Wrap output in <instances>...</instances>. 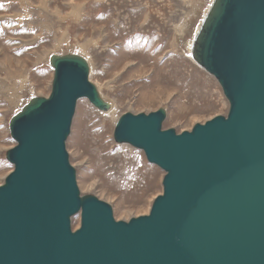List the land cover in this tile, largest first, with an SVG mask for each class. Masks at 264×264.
I'll return each mask as SVG.
<instances>
[{"label":"water","instance_id":"obj_1","mask_svg":"<svg viewBox=\"0 0 264 264\" xmlns=\"http://www.w3.org/2000/svg\"><path fill=\"white\" fill-rule=\"evenodd\" d=\"M193 56L220 82L229 113L180 133L163 128L166 108L119 118L115 140L166 172L150 213L126 221L81 193L67 150L79 99L111 103L86 57L51 55L50 95L10 120L0 264H264V0H215Z\"/></svg>","mask_w":264,"mask_h":264},{"label":"rangeland","instance_id":"obj_2","mask_svg":"<svg viewBox=\"0 0 264 264\" xmlns=\"http://www.w3.org/2000/svg\"><path fill=\"white\" fill-rule=\"evenodd\" d=\"M214 3L0 0V184L14 170L6 157L17 144L11 118L32 98L50 95L52 54H80L111 103L106 111L87 98L77 103L67 150L80 191L108 202L117 220L149 214L166 172L144 150L118 143L115 126L124 113L166 108L163 128L180 133L229 113L220 82L192 54ZM80 225L79 213L72 226Z\"/></svg>","mask_w":264,"mask_h":264},{"label":"bare ground","instance_id":"obj_3","mask_svg":"<svg viewBox=\"0 0 264 264\" xmlns=\"http://www.w3.org/2000/svg\"><path fill=\"white\" fill-rule=\"evenodd\" d=\"M145 18V17H144ZM191 48H192V46H191ZM191 50V49H190ZM193 54V53H192ZM110 88V87H109ZM80 100V99H79ZM208 121V120H207Z\"/></svg>","mask_w":264,"mask_h":264}]
</instances>
